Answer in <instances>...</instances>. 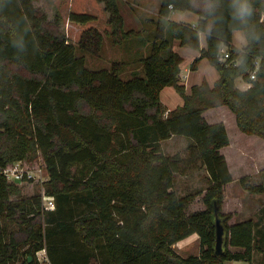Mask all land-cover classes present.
I'll use <instances>...</instances> for the list:
<instances>
[{
    "label": "trees",
    "instance_id": "1",
    "mask_svg": "<svg viewBox=\"0 0 264 264\" xmlns=\"http://www.w3.org/2000/svg\"><path fill=\"white\" fill-rule=\"evenodd\" d=\"M96 1L108 14L115 45L138 35L124 30L118 0ZM36 2L0 0V170L41 159L50 176L45 192L54 197L55 209L43 207L35 179L16 182L0 172V264H37L42 248L52 264L252 262L251 219L225 224L228 247L243 252L228 248L226 255H215L213 202L220 213L224 187L234 179L220 152L230 145L227 129L203 114L226 106L240 131L264 139V0H162L151 49L140 60L145 76L126 81L120 77L125 62L90 71L76 55L79 47L98 56V28L83 29L75 46L59 18L49 20ZM241 7L247 9L243 15ZM172 12L196 14L197 25L169 20ZM96 20L87 13L69 16L76 24ZM235 31L245 36L242 50L232 44ZM175 41L200 52L192 70L207 59L218 71L213 86L204 81L186 93ZM222 45L231 54L223 63ZM239 78L251 88L240 90ZM166 87L183 98L182 106L166 109L160 98ZM177 136L192 140L188 157L162 153L161 143ZM198 165L210 182L207 208L188 212L193 198L177 194L176 174ZM246 179L241 185L255 192ZM24 183H31L32 194L23 191ZM193 234L200 238V254L184 258L173 246Z\"/></svg>",
    "mask_w": 264,
    "mask_h": 264
},
{
    "label": "rangeland",
    "instance_id": "2",
    "mask_svg": "<svg viewBox=\"0 0 264 264\" xmlns=\"http://www.w3.org/2000/svg\"><path fill=\"white\" fill-rule=\"evenodd\" d=\"M160 1L118 0L119 9L125 22L124 30L138 34L129 38L122 45L114 44V39L110 34V26L107 24L108 14L104 11L103 5L96 0H37L36 6L46 11L49 20H53L55 17L59 18L61 30L66 33L70 42L75 46H77L83 29L91 26L98 28L103 34L101 50L98 56L82 51L79 47L76 49V55L85 58V66L90 71L110 70L114 62H125L126 67L121 71L120 77L126 81L134 77L145 76L140 60L151 49L156 32L155 22L159 17V15L158 17L155 16V9ZM71 12L91 14L96 16L97 20L88 24H76L69 21ZM173 19L176 22H184L185 25H191L186 21H195L196 15L189 12L185 14L179 13ZM151 21L152 23L150 24ZM204 36V34L201 36L199 34V42L203 40L205 44ZM233 42L240 50L247 43L241 31L233 33ZM221 48L229 52L226 45H222ZM259 61L260 59H257V66ZM235 64L239 65L240 62L237 60ZM184 67H186V64H184ZM194 72L201 80H207L210 84H214V80L219 78L218 71L204 59L198 61ZM180 79L183 84L182 70L180 72ZM236 85L243 91L251 88V84L244 82L242 78L236 81ZM171 90L173 91V96L180 100L181 97L176 93L177 91ZM168 93H171V91H168ZM171 105H174V103ZM168 106H170V101ZM214 110H218L214 112V122L225 125L229 138L232 141V146L225 147L222 151L229 170H231L230 172L234 177V181L224 187V199L221 205L220 216L225 219L224 225H233L248 219L253 220L255 224L252 262L225 261L224 264H264V139L256 135H247L240 131L236 124L235 115L228 107H217ZM210 115L208 118L212 120ZM206 121L208 122L207 119ZM191 141L181 136L164 141L161 143L162 153L167 156L178 154L184 158L188 157ZM22 168L27 174L31 175V178L37 181L34 189L36 188L35 191L41 194L42 205L45 208L43 201V196L47 195L45 183L49 181L50 176L47 168L43 165V161L39 158L27 161L23 164ZM246 176V186L252 190L254 188L255 192H250L241 185L239 180ZM209 183L207 171L201 165H198L196 168H183L180 173L176 174L175 191L177 194L179 196L190 195L193 198L188 212L202 211L207 208L204 203V195L209 187ZM22 189L26 194L27 192H29L28 194L33 193L31 183H24ZM228 248L233 253L243 252L239 248L231 246ZM173 249L184 258L198 256L200 254V238L196 234L195 237L185 242L180 241L176 243Z\"/></svg>",
    "mask_w": 264,
    "mask_h": 264
},
{
    "label": "crops",
    "instance_id": "3",
    "mask_svg": "<svg viewBox=\"0 0 264 264\" xmlns=\"http://www.w3.org/2000/svg\"><path fill=\"white\" fill-rule=\"evenodd\" d=\"M161 2L162 0L160 1V3L158 4V6L156 7V11H155V16L158 17L159 15V9H160V5H161ZM179 13H187V12H172V14L170 15V17L168 18L169 20L171 21H175L173 18L178 16ZM191 13V12H189ZM196 15V14H195ZM199 19V16L196 15V20L195 21H186V22H189L193 27L196 25L197 21ZM183 22V21H182ZM152 23V21L150 22V24ZM178 23H181V22H178ZM184 23V22H183ZM236 32V31H235ZM202 35V33H200V36ZM232 44L234 46H236L234 44V42H232ZM205 47V44L203 42V40H200V49H203ZM237 47V46H236ZM189 49V50H188ZM173 50L174 52L180 54V56L183 58V62H182V65H181V70H182V78H183V84L185 85L186 87V93L187 94H190L191 93V90H192V87L194 86H197V85H200L202 84L204 81H207V80H201V78H199L197 76V74H195L194 70L191 69V65L193 64V62L198 59L200 57V52L198 50H194V49H191L187 46H181L180 43L178 41H175L174 42V47H173ZM187 57V59H186ZM186 60H190V61H186ZM203 60V59H201ZM208 62L207 59H204ZM186 62V63H185ZM209 63V62H208ZM184 64H186V67H184ZM198 64V63H197ZM212 66V65H211ZM213 67V66H212ZM185 72V74H184ZM219 79V78H218ZM217 78L214 80V84L217 82L218 80ZM208 82V81H207ZM209 83V82H208ZM214 84H210V86H213ZM242 89V87H240ZM175 90L173 87H166L164 88L162 91H161V94H160V98H161V101L162 103L166 106V108L168 109V111H172L176 108H178L179 106H182L184 104V100H182L183 98L181 97L180 100H178L177 98H175L173 96V91L171 90ZM168 91H171V93H168ZM176 92V90H175ZM177 93V92H176ZM178 94V93H177ZM179 95V94H178ZM169 101H170V106H168L169 104ZM172 103H174V105H171ZM216 108H213V109H210L208 110L207 112L204 113V117L208 120V123L210 124H214V112L218 111V110H214ZM212 114V115H210ZM209 115L212 117V120H209ZM236 119V118H235ZM216 123H219V122H216ZM228 132V131H227ZM242 133V132H241ZM174 138V137H173ZM172 139V138H171ZM232 146V141L230 140V145L228 147H231ZM224 148H222L220 150V152L222 153ZM223 154V153H222ZM231 171V170H230ZM234 178V177H233ZM196 234H193L191 235L190 237L182 240V241H187L193 237H195Z\"/></svg>",
    "mask_w": 264,
    "mask_h": 264
},
{
    "label": "built area",
    "instance_id": "4",
    "mask_svg": "<svg viewBox=\"0 0 264 264\" xmlns=\"http://www.w3.org/2000/svg\"><path fill=\"white\" fill-rule=\"evenodd\" d=\"M170 8H172V7H170ZM230 55H231L230 52H228L224 48H220L218 59L220 62L223 63V62H226L230 58ZM257 69L258 68H256L254 71H252L250 73V80L251 81L256 80ZM22 167H23V165L21 163H17L12 168L1 169L0 172L5 177H7L8 179L14 180V181L22 180L25 177L31 178V175L27 174V172H25ZM43 201L45 203V209L46 210H54L55 209L54 197L44 195ZM35 259H36L37 264H52L46 248H42L39 251H37L36 255H35Z\"/></svg>",
    "mask_w": 264,
    "mask_h": 264
},
{
    "label": "water",
    "instance_id": "5",
    "mask_svg": "<svg viewBox=\"0 0 264 264\" xmlns=\"http://www.w3.org/2000/svg\"><path fill=\"white\" fill-rule=\"evenodd\" d=\"M213 222L215 224V242H214V251L216 256H224L228 250V230L224 225L225 219L220 216L218 202H213ZM32 257H29V260L32 261Z\"/></svg>",
    "mask_w": 264,
    "mask_h": 264
},
{
    "label": "clouds",
    "instance_id": "6",
    "mask_svg": "<svg viewBox=\"0 0 264 264\" xmlns=\"http://www.w3.org/2000/svg\"><path fill=\"white\" fill-rule=\"evenodd\" d=\"M246 11H247L246 7H241V8L238 10V12H239L240 15L245 14Z\"/></svg>",
    "mask_w": 264,
    "mask_h": 264
},
{
    "label": "bare ground",
    "instance_id": "7",
    "mask_svg": "<svg viewBox=\"0 0 264 264\" xmlns=\"http://www.w3.org/2000/svg\"><path fill=\"white\" fill-rule=\"evenodd\" d=\"M19 181H21V180H18V181H16V182H19Z\"/></svg>",
    "mask_w": 264,
    "mask_h": 264
}]
</instances>
